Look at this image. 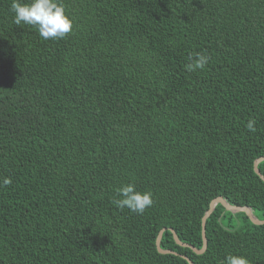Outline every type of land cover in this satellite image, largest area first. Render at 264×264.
Segmentation results:
<instances>
[{"label": "trees", "instance_id": "1", "mask_svg": "<svg viewBox=\"0 0 264 264\" xmlns=\"http://www.w3.org/2000/svg\"><path fill=\"white\" fill-rule=\"evenodd\" d=\"M0 0V264H264V0H61L43 39ZM30 3L31 0H22ZM208 56L188 72L193 53ZM256 120V132L246 124ZM258 169L264 177V161ZM11 183L3 185V179ZM151 192L143 214L117 190ZM161 247L179 255H163Z\"/></svg>", "mask_w": 264, "mask_h": 264}, {"label": "clouds", "instance_id": "2", "mask_svg": "<svg viewBox=\"0 0 264 264\" xmlns=\"http://www.w3.org/2000/svg\"><path fill=\"white\" fill-rule=\"evenodd\" d=\"M11 9L14 13V23H22L36 26L40 36L45 39H62L70 33L72 21L66 13L61 0H31L23 3L22 0H13ZM209 57L202 53H193L189 56V63L185 65L188 72L204 70L209 63ZM256 120L249 119L246 127L249 132H256ZM11 183V179L5 177L3 185ZM119 199L114 200L115 205L120 208H128L130 211L143 214L153 204L151 192H140L135 184L123 185L117 190ZM224 264H250L244 256L227 255Z\"/></svg>", "mask_w": 264, "mask_h": 264}, {"label": "water", "instance_id": "3", "mask_svg": "<svg viewBox=\"0 0 264 264\" xmlns=\"http://www.w3.org/2000/svg\"><path fill=\"white\" fill-rule=\"evenodd\" d=\"M264 161V158H260L258 159L255 164H254V171L255 173L261 178L262 181H264V177L261 175L259 169H258V166L259 164ZM217 205H221L224 207V209L227 211V212H230L232 213L233 215H236L238 213H245L247 215V217L250 219V221L254 224V225H264V221H261L259 220L255 215H254V212L251 208L249 207H238V206H233L231 204H229L227 202V200H225L224 198H217L215 199L212 203H211V206H210V209L209 211L206 213V215L204 216L203 218V221H202V238H203V247L202 249H197L195 248L194 246L192 245H188V244H185L183 242H181L176 234V232L174 230H171L172 234H173V237H174V240L175 242L181 246V247H185V248H190L194 253H196L197 255H202L203 253H205L206 249H207V238H206V233H205V229H206V223H207V219L212 215V213L214 212L215 208ZM166 231V229H163L160 233H159V236H158V239H157V243H156V246H157V250L160 254H163V255H176L178 256L179 254L174 252V251H171V250H164L162 249L161 247V241H162V237H163V234L164 232ZM182 258H184L188 264H194L193 261H191L188 257L186 256H181Z\"/></svg>", "mask_w": 264, "mask_h": 264}]
</instances>
